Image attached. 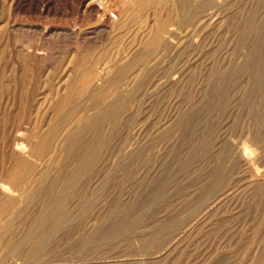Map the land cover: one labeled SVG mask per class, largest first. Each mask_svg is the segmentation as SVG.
I'll list each match as a JSON object with an SVG mask.
<instances>
[{"label":"rangeland","instance_id":"1","mask_svg":"<svg viewBox=\"0 0 264 264\" xmlns=\"http://www.w3.org/2000/svg\"><path fill=\"white\" fill-rule=\"evenodd\" d=\"M94 1L0 0V183L9 186L0 189V198L12 199L9 212L24 201L23 180L33 177L17 164L16 143L30 142L31 151L33 134L66 115L74 90L109 92L126 103L117 127L112 122L102 127L107 143L97 169L78 181L74 198L64 199L63 212L72 216L65 215L56 233L32 241L33 217L43 210L42 202L37 197L35 204L22 203L29 221L17 218L11 227L13 243L21 249L12 254L0 248V264H43L44 259V264H264V66L252 50L260 30L264 33V0H161L146 7H139V0ZM189 6L194 9L188 11ZM161 27L167 41L145 59L148 64L143 60L120 72L122 62L130 64L144 53ZM93 110L58 122L64 123L56 137L59 147L78 118ZM28 155L38 171L47 166ZM73 169L70 160L63 170L66 175ZM62 185L63 179L58 189Z\"/></svg>","mask_w":264,"mask_h":264},{"label":"bare ground","instance_id":"2","mask_svg":"<svg viewBox=\"0 0 264 264\" xmlns=\"http://www.w3.org/2000/svg\"><path fill=\"white\" fill-rule=\"evenodd\" d=\"M94 1V0H93ZM138 1V0H137ZM136 1V2H137ZM172 1V0H171ZM171 1L169 0L168 2H170L171 3ZM177 1V0H176ZM211 1V0H210ZM94 2H97V1H94ZM93 2V3H94ZM134 2V1H133ZM139 2V4H137V5H139V7H146V6H148V5H152V4H157V3H160L161 2V0H139L138 1ZM167 2V1H166ZM178 2V1H177ZM92 3V2H91ZM90 3V4H91ZM102 3V2H101ZM174 3V2H173ZM182 3V2H181ZM199 3V2H198ZM198 3H195V4H198ZM202 3V2H201ZM256 3V2H255ZM97 4H100V2L99 3H97ZM131 4V3H130ZM135 5H136V3H134ZM133 4V5H134ZM179 4V3H178ZM191 4H193L192 2H191ZM195 4L193 5V7H196L195 6ZM200 4V3H199ZM92 5V4H91ZM132 5V4H131ZM131 5H130V7H131ZM163 5H164V3H163ZM162 5V6H163ZM166 5V4H165ZM167 5H168V3H167ZM177 5V4H176ZM186 5V4H185ZM204 5V4H203ZM202 5V6H203ZM94 6H95V4H94ZM98 6V5H97ZM174 6V5H173ZM181 6V7H180ZM187 6V5H186ZM191 6V5H190ZM190 6H189V10L188 11H190L191 9H194V8H192L191 7V9H190ZM201 6V5H200ZM199 6V7H200ZM209 5H207L206 7H208ZM153 6H151V8H152ZM158 7V6H157ZM156 7V8H157ZM161 7V6H160ZM165 7V6H164ZM171 7V6H170ZM176 7V6H175ZM178 7H180V8H183V6L182 5H179ZM177 7V8H178ZM206 7H205V9H206ZM135 8H137V7H135ZM147 8H150V6L149 7H147ZM150 8V9H151ZM153 8H155V7H153ZM152 8V9H153ZM161 8H163V7H161ZM168 8H169V6H168ZM176 8V9H177ZM130 9H132V8H130ZM149 9V10H150ZM158 9V8H157ZM160 9V8H159ZM175 9V10H176ZM147 10V9H146ZM165 9H163V11H164ZM169 10H171L170 8H169ZM178 10V9H177ZM186 10V9H185ZM183 11V12H185V14H186V11ZM198 10V9H197ZM162 11V10H161ZM166 11V10H165ZM173 11V10H172ZM187 11V12H188ZM178 12H180L179 10H178ZM197 12H199V11H197ZM130 13V12H129ZM138 13H140V12H138ZM146 13V12H145ZM159 13V12H158ZM164 13V12H163ZM169 13V12H168ZM253 13V12H252ZM155 14V13H154ZM165 14H167V13H165ZM175 14H176V11H173L172 13H171V16H175ZM191 14V13H190ZM193 14V13H192ZM190 15V16H194V14H196V13H194L193 15ZM199 14V16H200V14H202L201 12L200 13H198ZM139 15V14H138ZM138 15H136V16H138ZM181 15V14H180ZM189 15V14H188ZM130 16V15H129ZM132 16H134V15H132ZM145 16V15H144ZM168 16H170V13L166 16V17H168ZM178 16V15H177ZM182 16H184V15H182ZM198 16V17H199ZM139 17V16H138ZM141 17V16H140ZM165 17V18H166ZM181 17V16H180ZM197 17V18H198ZM137 18V17H136ZM145 18H146V16H145ZM179 18V16L177 17V19ZM201 18V17H200ZM200 18H198L199 20H200ZM131 19V21L133 20V18L131 17L130 18ZM135 19V18H134ZM139 19V18H138ZM141 19V18H140ZM169 19L171 20V18L169 17ZM250 19V18H249ZM146 20V19H145ZM184 20V19H183ZM187 20H189V18L187 19ZM190 20H192V18L190 19ZM190 20L187 22L188 24L190 23ZM204 20V19H203ZM130 20L128 21L129 23L131 22ZM158 21V20H157ZM164 21V20H163ZM176 21H178V20H176ZM176 21H175V24H176ZM180 21V20H179ZM182 21V20H181ZM180 21V22H181ZM185 21V20H184ZM195 21H197L196 20V17H195ZM207 21V20H206ZM134 22V21H133ZM142 22V21H141ZM145 22V21H144ZM173 22H174V20H173ZM201 22V21H200ZM250 22V21H249ZM160 23V22H159ZM162 23V22H161ZM170 23H172V21H170ZM186 23V24H187ZM194 23V22H193ZM195 23H198V22H195ZM202 23V22H201ZM201 23H199V24H201ZM127 24V23H126ZM138 24V23H137ZM141 24V23H140ZM143 24V23H142ZM168 24V23H167ZM180 24V23H179ZM178 23H177V25H179ZM187 24V25H188ZM255 24V23H254ZM133 25V24H132ZM161 25V24H160ZM173 25V24H172ZM184 25H185V23H184ZM257 25V24H256ZM255 25V26H256ZM127 26V25H126ZM125 26V27H126ZM135 26V25H134ZM162 26V25H161ZM167 26V25H166ZM181 26V25H180ZM250 26V25H249ZM258 26H259V24H258ZM136 27V26H135ZM134 27V28H135ZM152 27V26H151ZM153 27L155 28V26L153 25ZM38 28V27H37ZM42 28V27H41ZM128 28V27H127ZM130 28V27H129ZM128 28V29H129ZM141 28V27H140ZM261 28V27H260ZM138 29V28H137ZM145 29V28H144ZM152 29V28H151ZM167 29V28H166ZM134 30V29H133ZM136 30V29H135ZM257 30V29H256ZM124 31V30H123ZM126 31V30H125ZM130 31V30H129ZM142 31H143V29H142ZM142 31H140V32H142ZM152 31H154V30H152ZM167 31H168V29H167ZM155 32V31H154ZM153 32V33H154ZM169 32V31H168ZM237 32V31H236ZM257 32V31H256ZM259 32V31H258ZM257 32V33H258ZM132 33V32H131ZM152 33V32H151ZM152 33V34H153ZM142 34V33H141ZM141 34H139L138 36H140V37H143V36H141ZM148 34V33H147ZM147 34H146V36H147ZM132 35V34H131ZM163 29H162V27L160 28V29H158L153 35H152V37H151V35L149 36V37H151L147 42H146V47H147V49H145V52L143 53H137L135 56H133V61L131 60V58L130 59H128L127 61L128 62H126V60H125V63H129V61L131 60V62H130V64H124V61L122 62L123 63V68H121L120 67V72H121V70L123 71V72H127V71H129V70H131L132 68H134L133 66L136 64V63H138V64H140V62H142L143 60L145 61V59L146 58H148L151 54L152 55H154V52H156L157 50H155V49H157V48H159V46L160 45H162L163 43H165L164 42V40L165 41H167L166 40V38L165 39H163ZM168 35V34H167ZM118 36H120V35H118ZM130 36V35H129ZM145 36V37H146ZM165 36V35H164ZM244 36V35H243ZM51 37V36H50ZM124 37V36H123ZM135 37V36H134ZM259 39H257V37H256V42H254L255 44L253 45L254 46V48L252 49V50H254L255 51V53L254 54H256V55H258V58H261L260 59V64H262L263 66H264V55L263 54H261L260 55V52L259 51H261V50H259V48H260V46H262V41H264V33L262 32V30H260V32H259ZM137 38V37H136ZM144 38V37H143ZM142 38V39H143ZM117 39V38H116ZM140 39V38H139ZM139 39H138V41H139ZM148 39V38H147ZM168 39V38H167ZM119 40H120V37H119ZM118 40V41H119ZM130 40V39H129ZM169 40V39H168ZM143 41H145V38H144V40ZM143 41H141V42H143ZM124 42V41H123ZM131 42V41H130ZM129 42V43H130ZM134 43V42H133ZM122 44H124V43H122ZM135 44H139V43H135ZM140 44H143V43H140ZM245 44V43H244ZM117 45V44H116ZM132 45V44H131ZM131 45H129V46H131ZM168 45V44H167ZM120 46V45H119ZM128 46V45H127ZM134 46H136V45H134ZM121 47H123V45H121ZM125 47V46H124ZM133 47V46H132ZM141 47H144L143 45H141ZM141 47H140V49H141ZM163 47V46H162ZM162 47H161V50H162ZM166 47V46H165ZM252 47V46H251ZM129 48V47H128ZM139 48V47H138ZM105 49V48H104ZM117 49H119V48H117ZM122 49V48H121ZM130 49V48H129ZM132 49V48H131ZM134 49V48H133ZM136 49V48H135ZM169 49V48H168ZM262 49V48H261ZM136 50H139V49H136ZM155 50V51H154ZM127 51V50H126ZM125 51V52H126ZM141 51H144V50H141ZM140 51V52H141ZM124 52V51H123ZM127 52H129V51H127ZM161 52V51H160ZM263 52H264V49H263ZM262 52V53H263ZM157 53V52H156ZM103 54V53H102ZM101 54V55H102ZM106 54V53H105ZM119 54H123V53H118V55ZM253 54V55H254ZM85 55V54H84ZM126 55V54H125ZM88 56V55H87ZM91 56V55H90ZM90 56H88V57H90ZM123 56V59L125 58L124 57V54L122 55ZM253 57V56H252ZM83 58H84V56H83ZM82 58V59H83ZM103 58V57H102ZM153 58V57H152ZM85 59V58H84ZM83 59V60H84ZM114 59V58H113ZM117 60V59H116ZM120 61V60H119ZM253 61V60H252ZM116 62V61H115ZM146 63H147V61H145ZM91 63V62H90ZM122 63H120V64H122ZM146 63H144V65L146 64ZM93 64V63H92ZM142 64V63H141ZM148 64V63H147ZM146 64V65H147ZM124 65H125V67H124ZM143 65V66H144ZM261 65V66H262ZM116 66V65H115ZM119 66H122V65H119ZM116 67H118V65L116 66ZM138 67V66H137ZM258 67V66H257ZM261 68V67H260ZM260 68H256L257 69V71H258V75H259V73H260ZM264 68V67H263ZM118 69V68H117ZM135 69V68H134ZM148 69V68H147ZM262 69V68H261ZM88 70V69H87ZM91 70V69H90ZM114 70H115V68H114ZM243 70V69H242ZM263 70V69H262ZM83 71V70H82ZM149 71V70H148ZM148 71H146V73H148ZM85 72V71H84ZM91 72V71H90ZM115 72V71H114ZM122 72V73H123ZM131 72H133V70L131 71ZM131 72H129V73H131ZM134 73V72H133ZM150 73H152L151 71H150ZM263 73V72H262ZM91 74V73H90ZM115 74H116V72H115ZM132 74V73H131ZM85 75V74H84ZM114 75V74H113ZM112 75V76H113ZM117 75H118V72H117ZM224 75V74H223ZM127 77V75H124V77ZM116 77H118V76H116ZM116 77H114L115 79H116ZM121 76L119 75V78H120ZM123 77V76H122ZM113 77H111L110 79H112ZM119 78H117V79H119ZM115 79L114 80H112V81H114L115 82ZM116 79V80H117ZM123 79H125V78H123ZM255 80V79H254ZM74 82V81H73ZM95 82V81H94ZM257 82V81H256ZM93 83V82H92ZM91 83V84H92ZM111 83V82H110ZM116 83V82H115ZM121 83V82H120ZM90 84V83H89ZM91 84H90V86H91ZM141 84V83H140ZM258 84V83H257ZM69 85H71V84H69ZM84 85V84H83ZM82 85V86H83ZM73 86H75V88H76V85L75 84H73ZM99 86V85H98ZM70 87V86H69ZM81 87V86H80ZM93 87V86H92ZM113 87V86H112ZM111 87V88H112ZM66 88V87H65ZM84 88V87H83ZM98 88V87H97ZM97 88H95V89H97ZM109 88H110V86H109ZM120 88V87H119ZM259 88V87H258ZM79 89H81V88H79ZM110 90V89H109ZM69 91H71V90H69ZM111 91H112V89H111ZM119 91H121V90H119ZM64 92V91H63ZM62 92V93H63ZM89 92V93H88ZM87 93H86V91H75L74 90V95L72 96L71 95V97H70V99H69V105L71 106V107H69L68 106V108L66 109V111L63 109V110H60V111H65V114H64V112L62 113V114H64L65 116L63 117H61V118H59V121H58V118L55 120V124H54V127H50L49 129H47V130H45V131H42L41 130V132H39L38 134H33V133H31V134H33V136L35 137V141H36V144L34 145V147L32 148V150L31 151H29V146H32V145H29V144H31L30 142L29 143H26L25 141H22V139H21V141H19L18 143H16V145H17V148L19 149V155L20 156H18V159H19V162H17V164H19L20 165V168L23 170V172H24V174L23 175H25V174H27L28 176L29 175H33V177L32 178H29V179H26V180H23L24 181V183H23V188H21L22 189V192H20L21 193V195L24 197V201H26V202H24L23 200V202L21 201V204L19 205V207L16 209H14L13 211H11V212H9L8 211V208H10L9 206H8V203H10L11 201H12V199L10 198V199H8V198H0V217H4V225L2 226V227H0V248H2L3 250H6V253H7V251L8 252H11L12 254L13 253H15V252H19L18 250H20L21 249V246L19 245V246H17L16 245V243L14 244L13 243V240H12V233L14 232H11V227L13 226V223H14V221H15V219H17V218H23V219H29V217H30V214L28 213V211H26L25 209V211L23 210L22 212L20 211L22 208H23V206L24 205H22V203H29V202H33L34 200H36V201H38V200H40L41 202H42V211L36 216V217H33V226H31V229H30V226H28V224L26 225H24V226H28L29 227V229H30V236L33 238L32 239V241L34 240V239H37L38 240V238L41 240V239H43L42 237H47V233H50V232H55L56 233V231H58V224L62 221V220H64V217H65V215H67V213H69L70 212V210L67 212V211H65L66 212V214H64V212H63V210H64V208H65V206H67V205H64L65 203H63V202H65V198L67 199V198H69V197H73L74 198V196L76 195V192L74 191L75 190V186H77V183H79L78 181L80 180V179H83V177L84 176H86L87 174H89L90 172L92 173V170L94 169V168H96L95 166L96 165H98L99 163H98V160H100V155H101V152H102V154H103V148H104V144L105 143H107V142H105V139H104V137H102L103 135H102V133H101V131H102V127H105V126H103L104 124H106V123H108V126L110 127V125H109V123L110 122H112V124L114 125V127H117V120H118V115H120V111H122L123 109H124V107L126 106V103H125V101H124V99L122 100V98L121 97H119V96H117V95H115V94H112V93H109V92H104V91H97V92H93V90L92 91H88ZM91 92V93H90ZM61 93V94H62ZM67 93V92H66ZM116 93H118V92H116ZM60 94V95H61ZM86 94H87V96H86ZM122 94V93H121ZM59 95V96H60ZM120 95V94H119ZM125 95V94H124ZM124 95H122V96H124ZM127 95V94H126ZM125 95V96H126ZM221 95V94H220ZM256 95V94H255ZM64 97V96H63ZM128 97V96H127ZM68 98V97H67ZM66 98V99H67ZM65 99V100H66ZM62 101V100H61ZM64 101V100H63ZM245 101V100H244ZM243 101V102H244ZM67 102V101H66ZM131 104H132V102H130ZM245 103V102H244ZM251 105V104H250ZM129 106H131V105H129ZM60 107V106H59ZM66 107H67V104H66ZM58 108V107H57ZM62 108H64V107H62ZM126 108H129V107H126ZM126 108H125V111H126ZM54 109H56V108H54ZM59 109V108H58ZM93 110V109H96V110H93L94 112L92 113V114H84V116H80L79 117V115H78V125L73 129V130H71V131H69V133H67V135L65 136V140L64 139H61V140H63V141H65V143H64V146H63V143H62V147H59L58 146V144H59V142H57V140H56V137L58 136V133H59V130H62V129H60L61 127H62V125H64V123H62V125H58V122H60V121H67V120H69V119H71L72 117H77V113L79 114L80 112H82V111H84V113H86V112H88V110ZM249 110V109H248ZM60 111H58V112H60ZM125 111H123V112H125ZM55 112V111H54ZM57 112V113H58ZM89 112H91V111H89ZM122 112V113H123ZM126 113V112H125ZM124 114V113H123ZM80 115H81V113H80ZM259 116V115H258ZM264 116V115H263ZM3 117H4V115H3ZM55 117H57V116H55ZM239 117V116H238ZM262 117V116H261ZM260 118V117H259ZM5 119V118H4ZM74 118H72V120H73ZM76 119V118H75ZM71 120V121H72ZM262 120H263V117H262ZM73 122V121H72ZM258 123H262V122H259V120L257 121ZM66 123H68V122H66ZM1 124V123H0ZM68 125H69V123H68ZM74 125H76V124H74ZM260 125V124H259ZM4 126V125H3ZM18 127V126H17ZM63 127H65V126H63ZM67 127V126H66ZM107 127V126H106ZM6 128V127H5ZM22 128V127H21ZM20 128V129H21ZM119 128H121V127H119L118 126V129ZM2 129H4V127L2 128ZM10 129V128H9ZM17 129V128H16ZM64 130H65V128H63ZM70 129H72V128H70ZM70 129H67V130H70ZM106 129V128H105ZM172 129V128H171ZM13 130V129H12ZM19 130V129H18ZM38 130V129H37ZM37 130H35L34 131V133L37 131ZM111 130H113V128L111 129ZM114 130H117V128L116 129H114ZM113 130V131H114ZM174 130V129H173ZM4 131H5V129H4ZM15 131V130H14ZM25 131V130H24ZM39 131V130H38ZM105 131V130H104ZM169 131H170V129H169ZM11 132V131H10ZM15 132H18V131H15ZM25 132H27V131H25ZM60 132H62V131H60ZM79 132V133H78ZM117 132V131H116ZM28 133V132H27ZM109 133V132H108ZM113 133H115V132H113ZM167 133H169V132H167ZM166 133V134H167ZM6 134V133H5ZM25 134V133H24ZM66 134V133H65ZM112 134V133H111ZM165 134V135H166ZM15 135V134H14ZM13 135V136H14ZM17 135V134H16ZM15 135V136H16ZM27 135V134H26ZM63 135V134H62ZM61 135V136H62ZM110 135V134H109ZM113 135V134H112ZM12 136V135H11ZM4 138H5V136H3ZM17 137V136H16ZM19 137V136H18ZM109 137V136H108ZM107 137V138H108ZM114 138L116 137V136H113ZM1 138V137H0ZM25 138V137H24ZM27 138V137H26ZM110 138V137H109ZM3 139V138H2ZM1 139V140H2ZM6 139L8 140V138H7V136H6ZM13 139H15V138H12L11 140L13 141ZM20 138H18V140H19ZM207 139H209V138H207ZM26 140V139H25ZM210 140V139H209ZM27 141V140H26ZM211 141V140H210ZM15 142V141H14ZM201 142H203V141H201ZM10 143H12V142H9V144ZM109 143H110V141H109ZM3 144H5V143H3ZM8 144V145H9ZM14 144V143H13ZM12 144V145H13ZM7 145V146H8ZM204 145V144H203ZM203 145H201V146H203ZM9 147H11V146H9ZM204 147H205V145H204ZM203 148V147H202ZM31 149V148H30ZM108 149H109V147H108ZM204 149V148H203ZM206 149V148H205ZM204 149V150H205ZM3 150H4V148H3ZM12 150H14V147H13V149ZM195 150H199V149H196L195 148ZM15 152H16V150H14ZM206 151V150H205ZM6 152V151H5ZM10 152V151H9ZM18 152V151H17ZM16 152V153H17ZM106 152V151H105ZM195 152V151H194ZM28 153H30V155H31V157H33L34 159H37L38 161L39 160H43V161H47V163H45V164H47V166L44 168V169H41V170H39L38 171V166L36 167H33V166H31V164H32V161L30 162L29 160H31V159H29V160H26L25 158L27 157V156H25V155H27ZM61 153H63V155L61 154ZM201 153V152H200ZM18 154V153H17ZM2 155V154H1ZM5 155V154H4ZM22 155V156H21ZM30 155H28V156H30ZM3 156V155H2ZM15 156V155H14ZM25 156V157H24ZM105 156V155H104ZM6 157V156H5ZM11 157V156H10ZM9 157V158H10ZM13 158V157H12ZM24 158V159H23ZM104 157H102L101 159H103ZM70 160H73V165H74V169L72 170V172L71 173H68V174H66L65 175V171L63 170V169H66V164H67V162H69ZM9 161V160H8ZM10 161H12V159L10 160ZM42 162V161H41ZM246 162H247V160H246ZM36 163H38V162H36ZM8 164V163H7ZM10 164V163H9ZM8 164V165H9ZM16 164V163H15ZM16 164V165H17ZM35 164V163H34ZM13 165H14V163H13ZM36 165V164H35ZM42 165V164H41ZM43 165H44V163H43ZM71 165H72V163H71ZM40 166V165H39ZM13 167V166H12ZM11 167V168H12ZM100 167V166H99ZM1 168V167H0ZM126 168V167H125ZM164 168V167H163ZM2 169V168H1ZM19 169V168H18ZM97 169V168H96ZM3 170H4V168H3ZM12 171V170H11ZM11 171H9V172H11ZM94 171V170H93ZM96 172V171H95ZM94 172V173H95ZM2 173H3V171H2ZM93 173V174H94ZM1 174V173H0ZM8 174V173H7ZM14 174V173H13ZM91 175L90 174V176H94V175ZM215 174V173H214ZM224 174V173H223ZM22 175V176H23ZM7 176V175H6ZM16 176H18V175H16ZM21 176V175H20ZM27 176V177H28ZM217 176V175H216ZM10 177V176H9ZM31 177V176H30ZM88 177V176H87ZM228 177V176H227ZM227 177H226V180H228L227 179ZM17 178V177H16ZM15 178V179H16ZM23 178V177H22ZM225 178V177H224ZM64 180V185H62V186H64L63 188H61V189H58V181L59 180ZM220 180V179H219ZM226 180H224V181H226ZM8 181V180H7ZM15 181H17V180H15ZM22 181V180H21ZM20 181V182H21ZM115 181H116V179H115ZM223 181V182H224ZM6 182V181H5ZM4 182V180H3V182H1L0 183V189H2L3 191H8V189H9V186H7L6 185V183ZM62 182V181H61ZM60 182V183H61ZM109 183H110V181H108ZM117 182V181H116ZM259 182V181H258ZM14 183V182H13ZM16 183V182H15ZM14 183V184H15ZM59 183V184H60ZM225 183V182H224ZM223 183V184H224ZM17 184V183H16ZM15 184V185H16ZM80 184H81V180H80ZM257 184V183H256ZM100 185V184H99ZM117 185V184H116ZM13 186V185H12ZM11 186V187H12ZM80 186V185H79ZM215 186V185H214ZM3 187V188H2ZM87 187V186H86ZM212 187V186H211ZM15 188V187H14ZM213 188V187H212ZM19 189V188H18ZM17 189V190H18ZM105 189H106V187H105ZM104 189V190H105ZM206 189V188H205ZM15 190V189H14ZM209 190V189H208ZM207 190V191H208ZM213 190V189H212ZM88 191V190H87ZM217 191V190H216ZM0 192H2V191H0ZM102 192V191H101ZM106 192V191H105ZM4 193V192H3ZM209 193V192H208ZM214 193H215V189H214ZM2 194V193H1ZM80 194V193H79ZM94 193H92L91 195H93ZM103 194H104V192H103ZM3 196V195H2ZM17 196V195H16ZM96 196V195H95ZM18 197V196H17ZM38 197V198H37ZM80 197H81V195H80ZM82 197H83V195H82ZM38 200H37V199ZM77 198H79V197H77ZM99 198V197H98ZM201 198V197H200ZM72 199V198H71ZM83 199V198H82ZM85 199V198H84ZM86 199H88L87 197H86ZM85 199V200H86ZM202 199V198H201ZM64 200V201H63ZM74 200V199H73ZM75 200H77V199H75ZM84 200V201H85ZM90 200V199H89ZM9 201V202H8ZM68 201V200H67ZM79 201V203H80V200H78ZM96 201V200H95ZM71 202H73L72 200H71ZM82 202V201H81ZM34 204H35V201L33 202ZM78 203V202H77ZM78 203V204H79ZM83 203V202H82ZM92 203H93V201H92ZM94 203H96V202H94ZM88 204V203H87ZM16 205V204H15ZM27 205H29V204H27ZM37 206L39 205V204H36ZM64 205V208L62 209V206ZM70 205V204H69ZM94 205H96V204H94ZM93 205V206H94ZM18 206V205H17ZM22 206V207H21ZM35 206V205H34ZM34 206L32 207L33 209H34ZM36 206V207H37ZM85 206H87V205H85ZM24 207H26V206H24ZM81 207V206H80ZM135 207V206H134ZM31 208V209H32ZM82 208H83V206H82ZM86 208V207H85ZM29 209V208H28ZM41 209V208H40ZM132 209V208H131ZM83 211V209H80V211ZM89 210V209H88ZM93 210V209H92ZM20 211V212H19ZM91 211V210H90ZM32 212V211H31ZM30 212V213H31ZM86 212V211H85ZM120 212V211H119ZM20 214V216H19V214ZM81 213V212H80ZM18 214V215H17ZM35 214V213H34ZM89 214V213H88ZM87 214V215H88ZM64 215V216H63ZM69 215L70 216H72L71 215V213H69ZM82 215H84V213L82 214ZM117 215V214H116ZM119 215V214H118ZM126 215V214H125ZM128 216H129V212H128V214H127ZM126 215V216H127ZM136 215H138V214H136ZM142 213H141V217H142ZM18 216V217H17ZM123 216V215H122ZM122 216H120V217H122ZM127 216V217H128ZM67 217V216H66ZM69 217V216H68ZM67 217V218H68ZM82 217H84V216H82ZM130 217V216H129ZM123 218H124V216H123ZM122 218V219H123ZM137 218V217H136ZM140 217H138V219H139ZM3 219V218H2ZM22 219V220H23ZM125 219V218H124ZM130 219V218H129ZM141 220H142V218H140ZM70 219H68V221H69ZM73 220H75V219H73ZM119 220V219H118ZM117 220V221H118ZM137 220V219H136ZM25 221V220H24ZM29 220H27V222H28ZM117 221H116V223H117ZM134 221V220H133ZM139 221V220H138ZM114 222V221H113ZM119 222V221H118ZM123 222V221H122ZM127 222H131V221H127ZM126 222V223H127ZM137 222V221H136ZM3 223V222H2ZM63 223V222H62ZM115 223V222H114ZM115 223V224H116ZM134 223H135V221H134ZM31 224V223H30ZM128 224V223H127ZM2 225V224H1ZM15 225H16V223H15ZM61 225H63V224H61ZM60 225V226H61ZM74 225V224H73ZM124 225H126L125 223H124ZM105 226V225H104ZM114 226V225H113ZM117 226H118V223H117ZM123 226V225H122ZM128 226H130V225H128ZM133 226H135V225H133ZM28 227H26V228H28ZM115 227V226H114ZM114 227H112V228H114ZM124 227V226H123ZM126 227V226H125ZM124 227V228H125ZM16 229H17V227H15ZM109 228H111L110 226H109ZM116 228V227H115ZM122 228V227H121ZM123 228V229H124ZM131 228H133V227H131ZM101 229V228H100ZM119 229H120V226H119ZM119 229H118V233H119ZM108 231H109V229H107ZM111 230V229H110ZM115 230V229H114ZM127 231H128V229H126ZM125 230V231H126ZM21 231V230H20ZM24 231V230H23ZM22 231V232H23ZM97 231V230H96ZM104 231V230H103ZM120 231H121V229H120ZM126 231V232H127ZM16 232V234L19 232H17V231H15ZM111 232V231H110ZM115 232H117V230L115 231ZM28 232L26 231V234H27ZM105 233V232H104ZM107 233H109V232H107ZM121 233H124L123 231L121 232ZM22 234V233H21ZM20 234V235H21ZM23 234H24V232H23ZM101 234V233H100ZM106 234V233H105ZM113 234H114V232H113ZM15 235V234H14ZM19 235V236H20ZM29 235V234H28ZM57 235H58V233H57ZM111 235V234H110ZM115 235H117V234H115ZM16 236V235H15ZM18 236V235H17ZM23 236H25V234L23 235ZM29 236V237H30ZM55 236V235H54ZM53 233H52V241L53 240H55V239H53ZM105 236V235H104ZM22 237V236H21ZM18 238V240H19V238L20 237H17ZM27 238H28V236H27ZM82 238V237H81ZM95 238V237H94ZM108 238V237H107ZM114 238V237H113ZM25 239V238H24ZM29 239V238H28ZM27 239V240H28ZM46 239V238H45ZM44 239V241H46ZM88 239V238H87ZM86 239V240H87ZM166 239V238H165ZM21 240V239H20ZM23 240V239H22ZM26 240V239H25ZM24 240V241H25ZM31 240V239H30ZM17 241V240H16ZM15 241V242H16ZM29 241V240H28ZM30 242V245L32 246L33 244L32 243H34V242ZM51 241V242H52ZM17 242H19V241H17ZM42 242H43V240H42ZM49 242L50 241H48L47 243L49 244ZM55 241H53V243H54ZM91 242V241H90ZM153 242V241H152ZM20 244H21V241L19 242ZM18 243V244H19ZM24 243H27V242H24ZM45 243V242H44ZM46 243V246L48 247V244ZM143 243V242H142ZM36 244H37V242H36ZM55 244V243H54ZM102 244V243H101ZM24 245V244H23ZM38 245V248H40V243H38L37 244ZM37 245H35L34 244V246L35 247H37ZM45 245V244H44ZM52 245V244H51ZM28 246V245H27ZM29 247V246H28ZM27 247V248H28ZM44 247V246H43ZM47 247H46V249H47ZM51 247V246H50ZM84 247V246H83ZM154 247V246H153ZM34 247H32V249H33ZM82 248V247H81ZM2 249H0L1 251H2ZM23 249V248H22ZM46 249H44V250H46ZM25 250H27V249H25ZM24 250V251H25ZM31 250V249H30ZM47 250H49V248L47 249ZM47 250H46V252H47ZM86 250V249H85ZM22 251V250H21ZM24 251H22V252H24ZM4 252V251H3ZM29 252H31V251H29ZM36 252V251H35ZM38 252H39V250H38ZM45 252V251H44ZM5 252H4V254H6ZM25 253V252H24ZM24 253H22V254H24ZM32 253V252H31ZM47 254H49V253H47ZM46 254V255H47ZM3 255V254H2ZM11 255V254H10ZM46 255H45V257H46ZM50 255V254H49ZM4 256V255H3ZM21 256V255H20ZM25 256H27V258H29L28 257V254L26 255V253H25ZM24 256V257H25ZM5 257V256H4ZM31 258V257H30ZM36 257H34L33 259H35ZM38 258H39V256H38ZM30 260V259H29ZM40 260V259H39ZM41 260H42V258H41ZM47 260V259H46ZM31 261V260H30ZM57 261V260H56ZM154 261V260H153ZM32 262V261H31ZM39 262V261H38ZM41 262V261H40ZM44 262H45V259H44ZM44 262L42 261V263L44 264ZM49 262H51V261H49ZM5 264V263H4ZM41 264V263H40ZM48 264V263H47Z\"/></svg>","mask_w":264,"mask_h":264}]
</instances>
